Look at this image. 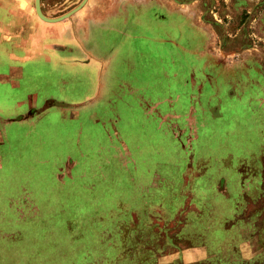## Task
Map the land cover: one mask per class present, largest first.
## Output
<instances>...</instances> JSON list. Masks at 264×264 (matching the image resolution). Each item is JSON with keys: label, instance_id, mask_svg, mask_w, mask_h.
Returning a JSON list of instances; mask_svg holds the SVG:
<instances>
[{"label": "rangeland", "instance_id": "374dc122", "mask_svg": "<svg viewBox=\"0 0 264 264\" xmlns=\"http://www.w3.org/2000/svg\"><path fill=\"white\" fill-rule=\"evenodd\" d=\"M36 2L0 0L52 44L0 84V264H264V0Z\"/></svg>", "mask_w": 264, "mask_h": 264}, {"label": "crops", "instance_id": "0c3cea01", "mask_svg": "<svg viewBox=\"0 0 264 264\" xmlns=\"http://www.w3.org/2000/svg\"><path fill=\"white\" fill-rule=\"evenodd\" d=\"M6 9H11L12 6H2ZM5 16H7L10 20L7 24H1L0 23V44H2V50L0 51V71L1 73H12V72H24V64L27 62H30L32 57L38 56V51L40 49L38 42H36L35 39H37V34L34 32L37 28V22L34 20V17H25L26 21L23 22L21 20V13L19 12H12L8 11L7 13H4ZM18 16V17H17ZM18 27V29H17ZM103 30L104 28H100ZM13 31L16 36L14 40H11L10 37L6 36V33ZM18 30V31H17ZM97 30V29H96ZM20 31V32H19ZM85 31V30H84ZM106 31V30H105ZM107 32V31H106ZM61 31V37L65 40L66 34ZM58 34V32H57ZM63 35V36H62ZM45 44H50L49 39L50 37L57 38V35L48 34V32L45 35ZM59 36V34H58ZM60 37V36H59ZM52 38V40L54 39ZM86 39L87 38H83ZM12 41V42H11ZM14 41V42H13ZM50 45H45L43 49H40L41 51H44L46 53V49L48 47H51ZM45 54H43L44 56ZM5 56V57H4ZM30 57V59H29ZM23 75H21L22 79ZM3 79L0 80V84L3 85H10V89L15 90L20 87L19 81L18 85H13L16 81L14 79H17V76L15 75H6L2 77ZM14 78V79H13ZM14 80V81H12ZM19 80V79H17ZM44 101V100H43ZM47 101V100H46ZM45 101V102H46ZM31 103L28 105L29 109L31 108ZM7 106V105H3ZM0 113H6L5 107L3 110L0 111Z\"/></svg>", "mask_w": 264, "mask_h": 264}, {"label": "water", "instance_id": "95a60500", "mask_svg": "<svg viewBox=\"0 0 264 264\" xmlns=\"http://www.w3.org/2000/svg\"><path fill=\"white\" fill-rule=\"evenodd\" d=\"M86 2H84V4H85ZM36 7H37V13H38V15H39V17L40 18H42L43 20H45L46 22H51V23H53V22H58V21H60V20H63V19H65V18H68V17H70L73 13H75L76 11H78L79 9H81L82 7H83V5H82V7H79V8H77L76 10H74L72 13H70L69 15H66V16H64V17H61V18H59V19H49V18H46L43 14H42V12H41V8H40V3H39V0H37V2H36Z\"/></svg>", "mask_w": 264, "mask_h": 264}, {"label": "flooded vegetation", "instance_id": "af4514ba", "mask_svg": "<svg viewBox=\"0 0 264 264\" xmlns=\"http://www.w3.org/2000/svg\"><path fill=\"white\" fill-rule=\"evenodd\" d=\"M254 82H255V80H253ZM83 158V159H82ZM81 160H85V156H83V157H81ZM0 169H3V166L0 168ZM33 205V203H31V206ZM34 205H35V202H34ZM36 205H37V203H36ZM37 211V209H34V208H32V209H27V208H25L24 209V212H36Z\"/></svg>", "mask_w": 264, "mask_h": 264}]
</instances>
